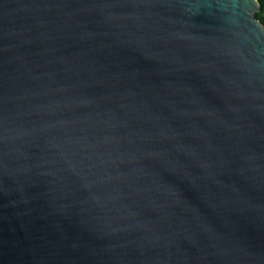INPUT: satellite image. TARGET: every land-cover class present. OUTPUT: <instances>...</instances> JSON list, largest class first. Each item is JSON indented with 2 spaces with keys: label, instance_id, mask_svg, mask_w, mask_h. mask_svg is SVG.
I'll return each instance as SVG.
<instances>
[{
  "label": "water",
  "instance_id": "water-1",
  "mask_svg": "<svg viewBox=\"0 0 264 264\" xmlns=\"http://www.w3.org/2000/svg\"><path fill=\"white\" fill-rule=\"evenodd\" d=\"M259 0H0V264H264Z\"/></svg>",
  "mask_w": 264,
  "mask_h": 264
},
{
  "label": "trees",
  "instance_id": "trees-1",
  "mask_svg": "<svg viewBox=\"0 0 264 264\" xmlns=\"http://www.w3.org/2000/svg\"><path fill=\"white\" fill-rule=\"evenodd\" d=\"M261 4L260 10L256 13V17L264 25V0H259Z\"/></svg>",
  "mask_w": 264,
  "mask_h": 264
}]
</instances>
